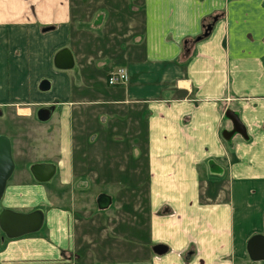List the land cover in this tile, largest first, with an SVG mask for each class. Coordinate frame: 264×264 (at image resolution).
<instances>
[{
  "label": "crops",
  "instance_id": "crops-1",
  "mask_svg": "<svg viewBox=\"0 0 264 264\" xmlns=\"http://www.w3.org/2000/svg\"><path fill=\"white\" fill-rule=\"evenodd\" d=\"M65 1L0 0V106L24 107L28 117L47 110L50 119L41 124L58 118L64 135L71 125H87L93 175L102 168L92 154L107 139L122 144L125 161V147L137 159L146 156V174L132 176L149 178L152 252L111 264H264L246 257L249 239L264 236V0H130V15L128 0H120L122 11L110 16L142 22L132 20V29L126 25L119 42L98 55L67 47ZM208 23L210 36L186 46ZM63 49L72 69L55 66ZM119 67L128 82L109 86ZM240 117L249 141L240 137ZM64 156L56 171L76 153ZM27 171L13 174L0 213L42 210L43 227L2 241L0 264H94L78 260L68 211L42 208L50 206L45 183ZM141 210L143 216V204ZM136 211L138 219L139 203ZM158 244L169 248L163 257L153 252Z\"/></svg>",
  "mask_w": 264,
  "mask_h": 264
},
{
  "label": "rangeland",
  "instance_id": "rangeland-1",
  "mask_svg": "<svg viewBox=\"0 0 264 264\" xmlns=\"http://www.w3.org/2000/svg\"><path fill=\"white\" fill-rule=\"evenodd\" d=\"M65 2L71 13L70 41L67 47L76 53L90 51L98 55L109 43L113 45L115 42H119V38L126 34L128 27L129 31L132 29L133 21L138 22L139 26L142 22V19L139 21L135 18L125 20L118 16H110L112 15L110 11L116 10L118 11L112 13L118 15L119 10L123 8L120 5L125 4V1L116 0V3H110V0H66ZM134 5L132 1L128 0L129 15ZM208 24L204 26L203 32L193 40L186 39V46H189V41L201 42L208 38L213 25ZM22 108L24 107L13 110L0 106V134H4L11 141L16 165L15 175L21 170L30 172L33 164L42 161H52L50 164L56 165V160L63 159L66 157L65 154L67 159H70L73 152L76 153L75 159L69 162L65 161L63 166L59 161V168L55 175L45 183L50 206L46 205L42 208H60L68 211L69 238L73 239L74 249L77 250V253L80 252L78 260L94 264H111L121 260L134 259L137 254L143 253V250L152 252L151 242L147 240L149 218L146 215L148 213L146 207L149 202V178L145 175L142 176L143 174L139 175V178L132 176L133 170L134 173L135 170H138L137 173L147 171L146 156L142 155L137 159L134 152V156L132 155V147H125L124 151L130 153L127 155L129 159L125 161L124 158H121V155L123 157L122 144L117 142L112 143L111 146L110 140L107 139L108 145L104 143L106 147L103 146L104 144L96 146L97 152L92 154H96L93 165L99 166V169L102 168L93 175L88 172L87 155L92 137L86 138V135L89 136V131L83 129L87 128V125H71V129L64 135L62 125L57 123L60 119L53 118L49 123L41 124V122H46L49 114L43 111L42 113L34 111L28 117V112ZM42 109V107L39 108V110ZM48 118L50 119V117ZM239 119L241 129L245 130L241 117ZM79 132H84V135L78 139L76 135ZM245 135H247L246 130L244 132L240 130V137L249 141V137ZM85 140L90 146L87 147ZM65 141L67 147L63 145ZM102 148L106 154L100 153L103 152ZM107 150L109 153L112 151L111 157L107 156ZM107 157L111 161H107ZM101 194L111 198L112 202L108 208L101 209L99 207L97 201ZM138 203L140 204V218L137 219L136 207ZM142 204L143 216L141 215ZM41 212L43 211L41 210ZM6 239L8 240L0 230V248ZM143 241L145 243H142ZM246 257L248 261H253L249 255ZM191 259L192 257L186 256L183 260L187 263Z\"/></svg>",
  "mask_w": 264,
  "mask_h": 264
},
{
  "label": "water",
  "instance_id": "water-1",
  "mask_svg": "<svg viewBox=\"0 0 264 264\" xmlns=\"http://www.w3.org/2000/svg\"><path fill=\"white\" fill-rule=\"evenodd\" d=\"M55 66L59 69H72L74 62L73 56L69 49L60 51L54 60ZM49 114L50 112L44 110ZM15 162L12 152V144L7 136L0 135V199L3 197L7 185L15 172ZM31 173L39 183H47L56 173L54 164H35L31 167ZM112 200L109 196L101 194L98 197V205L101 209L108 208ZM44 223L43 213L34 211L24 214L13 210L4 209L0 213V229L9 239L19 238L21 236L39 232ZM169 248L164 244H158L153 247L156 255L162 256L168 253ZM247 251L253 261L264 260V236L259 234L253 236L248 241Z\"/></svg>",
  "mask_w": 264,
  "mask_h": 264
},
{
  "label": "built area",
  "instance_id": "built-area-1",
  "mask_svg": "<svg viewBox=\"0 0 264 264\" xmlns=\"http://www.w3.org/2000/svg\"><path fill=\"white\" fill-rule=\"evenodd\" d=\"M129 80V74L125 68L119 67L112 72L108 78L109 86H122L125 85Z\"/></svg>",
  "mask_w": 264,
  "mask_h": 264
},
{
  "label": "flooded vegetation",
  "instance_id": "flooded-vegetation-1",
  "mask_svg": "<svg viewBox=\"0 0 264 264\" xmlns=\"http://www.w3.org/2000/svg\"><path fill=\"white\" fill-rule=\"evenodd\" d=\"M40 112L42 113V111H40ZM38 113H39V112H38ZM10 181H11V180H10ZM10 181H9V182H10ZM97 202H98V201H97Z\"/></svg>",
  "mask_w": 264,
  "mask_h": 264
}]
</instances>
